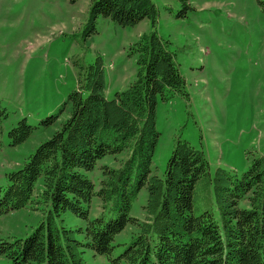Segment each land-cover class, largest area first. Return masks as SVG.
<instances>
[{"label": "trees", "instance_id": "1", "mask_svg": "<svg viewBox=\"0 0 264 264\" xmlns=\"http://www.w3.org/2000/svg\"><path fill=\"white\" fill-rule=\"evenodd\" d=\"M91 12L123 26L151 22L153 30L131 46L137 77L108 99L98 59L80 73L59 113L41 122L50 128L70 106L68 117L22 167L6 174L0 216L37 204L42 218L25 237L0 236V257L7 264H88L90 252L107 264H264V156L254 157L241 175L211 172L205 152L178 138L164 174L154 173L159 95L167 89L184 93L186 85L177 54L156 30L153 0H92ZM0 116L8 115L0 110ZM34 130L21 119L8 132L11 146ZM119 156L118 166L99 167L105 157ZM98 168L95 184L90 174ZM143 190L140 220L132 210ZM95 199L101 203L97 216L91 213ZM128 227L136 232L120 242Z\"/></svg>", "mask_w": 264, "mask_h": 264}, {"label": "rangeland", "instance_id": "2", "mask_svg": "<svg viewBox=\"0 0 264 264\" xmlns=\"http://www.w3.org/2000/svg\"><path fill=\"white\" fill-rule=\"evenodd\" d=\"M153 1L159 8L156 30L170 41L186 81L184 93L167 89L159 95L153 172L164 174L181 138L205 152L211 172L223 168L241 175L254 157L264 156V0H187L190 8L183 0ZM91 3L0 0V110L8 115L0 116V187L8 184L6 174L21 168L68 117L70 106L50 128L41 123L59 113L82 71L102 60L108 99L137 77L131 46L153 30L151 22L123 26L103 15L93 18ZM23 118L34 133L11 146L8 132ZM124 156L105 157L99 167L118 166ZM99 176V168L90 174L95 184ZM146 195L143 190L133 205L132 214L140 220ZM36 205L0 216V236L29 235L42 218ZM100 212L95 199L91 213ZM134 232L128 227L120 242ZM85 257L88 264L108 262L90 252ZM0 264L7 262L0 257Z\"/></svg>", "mask_w": 264, "mask_h": 264}]
</instances>
